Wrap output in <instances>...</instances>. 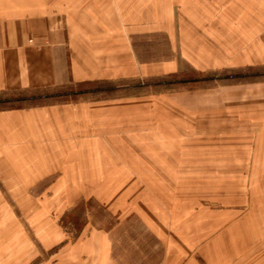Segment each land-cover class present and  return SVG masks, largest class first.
<instances>
[{"label":"crops","instance_id":"1","mask_svg":"<svg viewBox=\"0 0 264 264\" xmlns=\"http://www.w3.org/2000/svg\"><path fill=\"white\" fill-rule=\"evenodd\" d=\"M234 1L0 0V95L264 67ZM79 199L113 222L69 240ZM40 259L264 264V82L1 107L0 264Z\"/></svg>","mask_w":264,"mask_h":264},{"label":"rangeland","instance_id":"2","mask_svg":"<svg viewBox=\"0 0 264 264\" xmlns=\"http://www.w3.org/2000/svg\"><path fill=\"white\" fill-rule=\"evenodd\" d=\"M264 3V0H261ZM229 5H232L234 0H228ZM166 56V55H165ZM228 73L219 72H201L197 74V71L185 70L177 74L168 75L161 77L159 79L152 80H139L138 82H132L129 86L123 87V85H109V84H100L99 87H102L99 92L95 94H90L86 97H81L82 100H104L118 98L120 96H144L145 94L162 93L165 91H178V90H195L203 88H213V87H226L239 84H250L264 82V67H240L234 69L226 70ZM259 74V75H258ZM200 78H198V76ZM197 79V83L187 82ZM180 81H185V83H180ZM110 86V87H108ZM73 90L77 87L73 86ZM70 88V86H69ZM92 88V87H91ZM90 87L86 90L91 89ZM130 88V89H129ZM68 91V90H67ZM63 93V92H61ZM20 96L11 97L10 95H0V100L8 101L19 98L29 97L27 93L16 94ZM62 100H67V96H61ZM69 99V98H68ZM68 101V100H67ZM23 105V104H22ZM21 106L20 104H15L10 101V103H1L0 108H8ZM97 224L98 227H107L113 221L110 219L106 212H104L102 206L89 199H79L76 201L74 206L69 209L66 215H64L62 222V227L65 228V233L69 240H75L78 238L84 230L85 225L93 221ZM136 232H139L137 227L133 226L129 235L134 236ZM131 236V237H132ZM42 259L36 261L34 264H42Z\"/></svg>","mask_w":264,"mask_h":264},{"label":"trees","instance_id":"3","mask_svg":"<svg viewBox=\"0 0 264 264\" xmlns=\"http://www.w3.org/2000/svg\"><path fill=\"white\" fill-rule=\"evenodd\" d=\"M222 72L228 73L226 71H222ZM214 73L218 74V72H214ZM197 74H201V72H198ZM198 78L200 77L198 76ZM181 82L185 83V81H180V83ZM187 82L197 83V79L192 80V81H186V83ZM100 84H104V83H82V84L76 85L77 89H74V90L72 86H70V88L69 86H65V87L55 88L51 90H43V91H38V92L32 91L31 94H27V96L29 97H25V98L18 97L17 99L8 100V101L0 100V104L1 103L8 104L10 103V101H12L15 104H20L21 106H15V107H10V108H23L25 106H30V105L34 106V105L54 104V103H62V102H68V101L77 102L78 100L81 99V97L83 98V97L89 96L90 94H95L96 92L101 91L100 89L102 87H99ZM85 87L86 88L92 87V88L89 90H86ZM10 96L15 97V96H20V95H10ZM61 96L62 97L67 96L69 98V99L67 98L68 101L62 100L63 98H60Z\"/></svg>","mask_w":264,"mask_h":264}]
</instances>
